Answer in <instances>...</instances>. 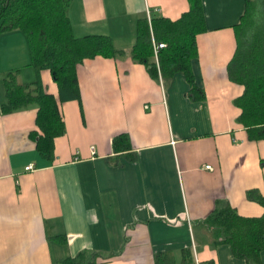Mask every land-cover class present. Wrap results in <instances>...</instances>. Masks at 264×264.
Returning a JSON list of instances; mask_svg holds the SVG:
<instances>
[{"label": "crops", "instance_id": "0c3cea01", "mask_svg": "<svg viewBox=\"0 0 264 264\" xmlns=\"http://www.w3.org/2000/svg\"><path fill=\"white\" fill-rule=\"evenodd\" d=\"M244 1L201 0L205 30L195 36L191 70L202 98L189 97L180 72L162 83L127 54L137 17L155 9L175 18L187 0L69 1L74 35L107 34L124 53L76 64L79 100L58 102L64 132L53 138L50 160L28 135L33 104L0 113V264H52L81 249L105 254L102 264H153L154 252L175 256L182 245L197 264H245L195 222L216 199L242 215L263 211L254 197L264 195V136L249 138L237 122L242 85L226 74ZM28 62L24 34L0 32V71L21 65L16 78L27 82ZM39 80L57 96L46 69ZM121 131L130 147L114 152L110 140ZM260 258L264 264V233Z\"/></svg>", "mask_w": 264, "mask_h": 264}, {"label": "trees", "instance_id": "16d2710c", "mask_svg": "<svg viewBox=\"0 0 264 264\" xmlns=\"http://www.w3.org/2000/svg\"><path fill=\"white\" fill-rule=\"evenodd\" d=\"M69 1L0 0V32L17 29L24 34L28 63L34 75L32 80L20 82L16 78L18 67L0 71V113L33 104L36 128L29 130L28 135L34 148L48 160L53 156V138L64 132L58 102L79 100L76 64L94 55L118 57L124 53L123 49L112 45L107 34L74 35L66 14ZM187 1L188 8L175 18L152 9L148 16L137 17L134 40L127 54L133 61L142 63L150 77L162 83L180 72L188 85L189 97L202 98L203 90L195 83L191 70V60L197 53L195 36L205 30L202 2ZM251 6V0L244 1V9L233 25L235 47L226 63V74L242 85V91L233 99L240 109L236 120L244 126L249 138L256 139L264 136V30L258 23L252 27ZM150 37L164 42L157 51L156 62ZM41 69H46L56 84L57 96L42 88ZM110 147L114 152L127 150L130 147L128 134L124 131L114 134ZM251 191L246 192L250 197L253 196ZM254 199L263 206L260 215L239 214L225 199H216L213 208L195 221L206 230L211 243H227L232 254L242 258L245 264H263L260 251L264 233V195L257 194ZM62 236L58 234L55 238L61 240ZM172 251L154 252L153 264H197L191 245L180 246L175 256ZM104 255L97 250L81 249L73 255L55 259L52 264H102ZM198 264H211V261Z\"/></svg>", "mask_w": 264, "mask_h": 264}, {"label": "rangeland", "instance_id": "374dc122", "mask_svg": "<svg viewBox=\"0 0 264 264\" xmlns=\"http://www.w3.org/2000/svg\"><path fill=\"white\" fill-rule=\"evenodd\" d=\"M251 5V22L253 23L252 27L256 25L255 23H258L259 28L264 30V0H251ZM17 66L20 67L21 65ZM23 74L24 76H27L26 72ZM0 87L2 89L1 78Z\"/></svg>", "mask_w": 264, "mask_h": 264}, {"label": "built area", "instance_id": "2783aa9c", "mask_svg": "<svg viewBox=\"0 0 264 264\" xmlns=\"http://www.w3.org/2000/svg\"><path fill=\"white\" fill-rule=\"evenodd\" d=\"M152 10H155V9H152ZM148 13H149V9H146L145 10V14L146 16H148ZM150 45H151V50H152V54H153V57H154V61L156 62L157 60V51L160 47H162L164 45V42L163 41H158V40H155L153 37H150ZM91 151H92V146L90 147ZM206 167H208V165H205ZM23 168L25 170H28V169H31L32 168V163H27L26 165L23 166Z\"/></svg>", "mask_w": 264, "mask_h": 264}]
</instances>
